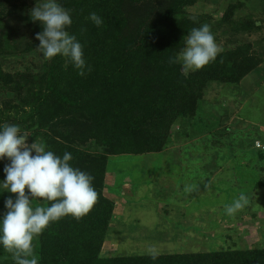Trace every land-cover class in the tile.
<instances>
[{"label":"rangeland","instance_id":"374dc122","mask_svg":"<svg viewBox=\"0 0 264 264\" xmlns=\"http://www.w3.org/2000/svg\"><path fill=\"white\" fill-rule=\"evenodd\" d=\"M14 5L20 8L15 13L9 11ZM35 6L36 0H0V73L10 81L7 84L0 76V124H17L29 135L28 144L37 141L45 146L37 130L39 123L32 124L28 118L29 104L22 103L44 85V73L51 60L44 59L37 50L40 42L36 35L43 28L31 19L30 10ZM180 17L187 21L184 36L207 24L220 52L247 49L258 64L239 82L209 81L195 112L173 124L171 141L164 150L110 156L104 193L114 199V206L123 209L124 201L128 206L124 218L117 219L113 213L104 255L264 248V160L261 156L250 157L256 151L254 140L264 137V0H196ZM251 20L260 28H246ZM91 147L95 148L94 143ZM9 163L6 157L5 164ZM191 170L211 173L207 191L200 193L201 189L181 186L184 178L177 179L176 188V180L170 175L166 176V187L161 186L165 189L158 194L151 185L143 184L134 185L132 193L128 187L123 190L130 180L154 183L157 180L152 173H193ZM107 173L115 174L108 177L115 189H107ZM157 178L161 181L163 177ZM3 191L0 188V215L6 211L5 200L16 195ZM241 193L248 197L247 206L234 217L226 215L224 206ZM192 197L195 204L190 208L184 206L182 211L176 207ZM37 206H42V201L34 200L33 207ZM119 220V230L112 233V223L118 224ZM39 241L40 235L34 238L31 253L38 259ZM0 260H15L14 251L0 246Z\"/></svg>","mask_w":264,"mask_h":264},{"label":"trees","instance_id":"16d2710c","mask_svg":"<svg viewBox=\"0 0 264 264\" xmlns=\"http://www.w3.org/2000/svg\"><path fill=\"white\" fill-rule=\"evenodd\" d=\"M195 2L60 0L71 10L68 31L83 45L91 71L81 76L58 55L47 63L44 85L22 103L30 106L31 123H39L46 149L61 156L70 152V163L94 177L98 195L83 217L67 216L44 230L39 264H264V248L131 256L102 253L115 208L104 193L110 156L164 150L173 124L195 112L209 81L239 82L258 64L247 49L219 52L214 61L187 74L179 63H170L184 47L187 21L180 15ZM13 7L9 11L20 10ZM92 12L102 17L101 26L88 19ZM250 26L260 28L252 20L246 28ZM251 156L264 160V151L256 149ZM5 162L6 157L0 160V184ZM0 264L16 261L0 260Z\"/></svg>","mask_w":264,"mask_h":264},{"label":"clouds","instance_id":"9594fccd","mask_svg":"<svg viewBox=\"0 0 264 264\" xmlns=\"http://www.w3.org/2000/svg\"><path fill=\"white\" fill-rule=\"evenodd\" d=\"M30 16L43 28L36 39L40 42L37 50L44 59L59 55L79 75L91 71L84 58L83 45L68 31L73 23L70 9L60 0H36ZM88 19L97 27L103 23L96 12L90 13ZM183 44L170 63H179L185 74L214 61L221 51L207 24L193 28L184 37ZM28 137L17 124H0V160L10 159L4 167L5 179L0 188L16 194L5 200L6 211L0 215V246L14 251L16 264H39L38 258L31 254L34 238L64 217L79 219L86 215L98 195L93 186L94 177L70 163L73 160L70 152L57 155L37 141L28 144ZM34 200L42 201V206L33 207ZM248 203L247 195L241 193L224 206L225 213L234 217Z\"/></svg>","mask_w":264,"mask_h":264},{"label":"crops","instance_id":"0c3cea01","mask_svg":"<svg viewBox=\"0 0 264 264\" xmlns=\"http://www.w3.org/2000/svg\"><path fill=\"white\" fill-rule=\"evenodd\" d=\"M262 138H264V137H262ZM259 139V138H258ZM255 148V147H254ZM257 149V148H256ZM168 153V152H167ZM165 154H166V152H165ZM191 171H194V170H191ZM112 174H114V173H107V183H106V186H107V189L108 188H113V189H115L116 187H115V185H114V183H112V182H108V177H111V175ZM144 174H146V176H148V173H143L142 175H144ZM152 174H154V175H156V177H155V180H157V181H155L154 183H152V182H150V183H148V184H145V183H143L142 181H137V182H135V180L134 181H132V180H130V181H127V179H126V183H125V185L123 186V190L124 191H126L127 189H125L126 187H128V189H129V191H130V193H132V191H133V188H134V185L135 186H138V185H140V184H143L144 186L145 185H151L152 186V189H154L153 191H154V193L155 194H158V193H161V192H163V190L165 189L164 187H166V184L165 183H167V179L168 178H166V176H171L172 178H174V180H176L175 182H176V185H175V187L176 188H178V182H177V179H185V181L183 182V183H181L180 185L181 186H184V187H188V189L189 188H195V190H197V189H201L199 192L201 193V192H203V191H207V189H208V187H210V185H208V184H206L207 182H209V183H211L212 181V176H211V173H186L185 171L183 172V173H168V175H166V173H158L159 174V176L157 175V173H152ZM115 175V174H114ZM116 175H117V173H116ZM160 176H162L163 178H162V180L160 181V178H157V177H160ZM169 176V177H170ZM138 178V177H137ZM251 179H253V177H251ZM137 180V179H136ZM112 181V180H111ZM162 185H164V187H161ZM150 188V187H149ZM120 190H122L121 188H120ZM159 191V192H158ZM106 192V191H105ZM194 197V196H193ZM193 197H192V199H190V200H187L186 202H184V204L183 205H177L176 207H180L181 208V210L183 211L184 209H185V207L184 206H186L187 208H190V206H193L194 204H195V202L193 201ZM112 199V198H111ZM112 200H114V199H112ZM163 204V203H162ZM121 205H124L123 206V209H122V207H117V206H115V209H114V217L116 216L117 217V219L119 218L120 219V217H122V218H124V210H125V208H127V206H128V204H127V202H125L124 201V204L123 203H121ZM166 206H169L168 204H166ZM174 206V205H173ZM174 208V207H173ZM172 208V209H173ZM123 211V215H120V211ZM168 211V209L166 210L165 209V212H164V214L166 215V212ZM113 220V219H112ZM114 221V220H113ZM119 222H120V220L118 221V224H115V223H112V228H113V231H112V233H115V232H117L118 230H119V228H118V225H120L119 224ZM117 225V226H116ZM112 228H111V230H112Z\"/></svg>","mask_w":264,"mask_h":264},{"label":"built area","instance_id":"2783aa9c","mask_svg":"<svg viewBox=\"0 0 264 264\" xmlns=\"http://www.w3.org/2000/svg\"><path fill=\"white\" fill-rule=\"evenodd\" d=\"M254 147L259 149V150H263L264 151V140L263 139H256L254 141Z\"/></svg>","mask_w":264,"mask_h":264}]
</instances>
